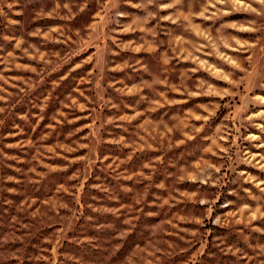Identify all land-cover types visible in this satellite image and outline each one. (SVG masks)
I'll return each instance as SVG.
<instances>
[{
    "label": "rangeland",
    "instance_id": "374dc122",
    "mask_svg": "<svg viewBox=\"0 0 264 264\" xmlns=\"http://www.w3.org/2000/svg\"><path fill=\"white\" fill-rule=\"evenodd\" d=\"M0 264H264V0H0Z\"/></svg>",
    "mask_w": 264,
    "mask_h": 264
}]
</instances>
